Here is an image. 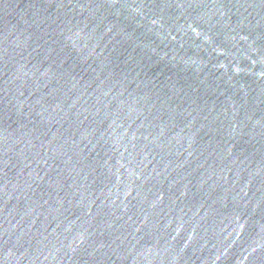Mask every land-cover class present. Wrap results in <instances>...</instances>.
<instances>
[{"label": "water", "instance_id": "1", "mask_svg": "<svg viewBox=\"0 0 264 264\" xmlns=\"http://www.w3.org/2000/svg\"><path fill=\"white\" fill-rule=\"evenodd\" d=\"M0 264H264V0H0Z\"/></svg>", "mask_w": 264, "mask_h": 264}]
</instances>
